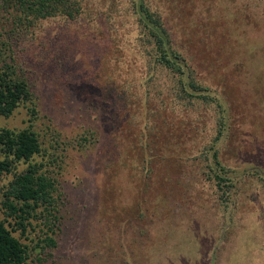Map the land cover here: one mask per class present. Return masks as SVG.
I'll list each match as a JSON object with an SVG mask.
<instances>
[{
  "label": "rangeland",
  "instance_id": "374dc122",
  "mask_svg": "<svg viewBox=\"0 0 264 264\" xmlns=\"http://www.w3.org/2000/svg\"><path fill=\"white\" fill-rule=\"evenodd\" d=\"M81 1L77 18H47L11 39L12 17L0 11V38L38 109L32 121L23 103L0 114V129L38 133L42 151L31 161L57 187V218H31L34 228L14 232L27 261L264 264V0H149L167 6L198 77L221 89L229 118L219 151L236 181L227 203L201 163L216 134L215 105L178 102L162 70L143 84L129 0ZM27 165L0 178L2 218L3 192ZM43 225H54L55 246L42 241Z\"/></svg>",
  "mask_w": 264,
  "mask_h": 264
},
{
  "label": "trees",
  "instance_id": "16d2710c",
  "mask_svg": "<svg viewBox=\"0 0 264 264\" xmlns=\"http://www.w3.org/2000/svg\"><path fill=\"white\" fill-rule=\"evenodd\" d=\"M128 8L137 14L139 28L137 41L143 46L145 70L141 81L153 82L157 72L165 71L175 84L174 98L178 102L213 104L217 108L216 134L207 147L204 157L203 175L214 183L219 198L229 202L230 193L236 187L232 179V170L220 157L219 141L225 138L229 118L227 109L221 103V89L211 88L197 75L192 67L184 47L175 37L173 22L168 18L167 6L163 3L154 5L149 0H129ZM0 11L12 17L11 29L6 31L8 37L30 31L41 20L52 17L77 18L83 11L81 0H0ZM181 44V45H180ZM183 46V45H182ZM118 88L124 91L123 86ZM225 92V91H224ZM123 94V93H122ZM124 95V94H123ZM129 97L124 95V104L128 106ZM26 104L30 121L37 118L36 97L24 69L13 55L10 43L0 38V114L9 116L20 104ZM31 126V124H30ZM57 143V142H56ZM58 146V144H56ZM42 151L38 133L31 127L20 130L0 129V178L4 173L12 172L19 161L28 162L22 172H15L7 189L3 192L2 205L5 217L0 216V264H32L28 262V246L14 234H25L28 228H34L30 219L51 217L56 219L57 187L55 179L42 170L43 163L32 162V157ZM58 157H53V161ZM264 182V173L259 174ZM11 218V220H9ZM46 227L42 241L47 246L56 242ZM43 230V229H42Z\"/></svg>",
  "mask_w": 264,
  "mask_h": 264
}]
</instances>
